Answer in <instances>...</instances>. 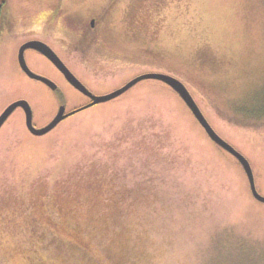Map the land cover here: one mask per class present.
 Listing matches in <instances>:
<instances>
[{
	"label": "rangeland",
	"instance_id": "rangeland-1",
	"mask_svg": "<svg viewBox=\"0 0 264 264\" xmlns=\"http://www.w3.org/2000/svg\"><path fill=\"white\" fill-rule=\"evenodd\" d=\"M52 1L0 0L10 19L0 40V112L24 98L36 126L59 102L67 110L83 103L42 55L24 54L57 94L17 63L18 44L33 28L44 32ZM133 1L145 30L126 50L118 41L100 48L98 60L109 63L90 85L106 93L146 71L179 78L247 158L264 195V0ZM0 264H264V203L237 159L159 79L41 135L18 107L0 128Z\"/></svg>",
	"mask_w": 264,
	"mask_h": 264
},
{
	"label": "flooded vegetation",
	"instance_id": "flooded-vegetation-1",
	"mask_svg": "<svg viewBox=\"0 0 264 264\" xmlns=\"http://www.w3.org/2000/svg\"><path fill=\"white\" fill-rule=\"evenodd\" d=\"M134 9L133 0H53L41 22L44 32L33 28L31 30L32 34L20 42L18 47L26 40H41L45 42L91 92L103 94L97 92L90 85L88 77L92 79L98 73V69L105 68L106 66L104 67V65L109 63L108 58H103L102 61L101 59L98 60L97 56L101 50L100 48L106 47L112 49L115 46L114 43L118 41L120 46L126 50L129 38H131L130 36L133 32L135 30L138 32L142 29L145 30L146 23L144 16L135 17ZM117 15L119 19L115 17ZM9 32L10 19L8 16L1 14L0 7V40L4 34H9ZM26 50H31L42 55L59 72L66 84L83 98V103L78 104L70 110H67L66 104L61 102L57 104V108L60 104H64V112H68L78 109L91 100L87 94L70 84L49 58L34 48H26ZM79 67L87 69L90 73L86 74L87 76L83 74L78 75L73 69ZM52 91L57 94L58 85ZM85 108L79 109L74 113Z\"/></svg>",
	"mask_w": 264,
	"mask_h": 264
},
{
	"label": "water",
	"instance_id": "water-1",
	"mask_svg": "<svg viewBox=\"0 0 264 264\" xmlns=\"http://www.w3.org/2000/svg\"><path fill=\"white\" fill-rule=\"evenodd\" d=\"M26 48H34L41 52L43 55H45L47 58H49L56 67L62 72L64 77L67 79V81L72 84L74 87H76L78 90L82 91L83 93L87 94L91 100L79 107L78 109H74L68 112H64L65 105L60 104L58 108L56 109L55 114L53 117L44 125L42 126H35L33 123V115H32V109L29 104V102L24 98H19L16 100H13L12 102L8 103L0 112V128L5 123V121L9 118V116L13 113V111L20 107L24 112V121L27 129L35 135H41L49 130H51L53 127H55L63 118L66 116L74 113L75 111L94 105L99 102H103L106 100H109L113 97H116L117 95L123 93L128 88L133 86L138 81L145 79V78H155L159 79L163 82H165L167 85H169L184 101L186 106L189 108L195 119L198 121V123L202 126L207 136L218 146L229 152L232 156H234L237 161L242 166V169L244 170V173L247 177L250 192L252 196L264 203V195L260 194L255 186L253 172L250 166L249 161L247 158L238 150L236 149L231 143L226 141L223 137H221L215 129L212 127V125L209 123L203 112L201 111L199 105L195 101L194 97L188 90L185 83L180 80L179 78L163 72L158 71H146L141 72L132 78L128 79L124 84L121 86L115 88L114 90L103 93V94H96L91 92L85 84H83L77 76L59 59V57L54 53V51L43 41L41 40H26L23 43H21L17 49V62L21 70L30 78L39 80L46 84L48 87H50L52 90H55L57 88V83L52 80L51 78L40 74L34 70H32L25 59L24 51Z\"/></svg>",
	"mask_w": 264,
	"mask_h": 264
},
{
	"label": "trees",
	"instance_id": "trees-1",
	"mask_svg": "<svg viewBox=\"0 0 264 264\" xmlns=\"http://www.w3.org/2000/svg\"><path fill=\"white\" fill-rule=\"evenodd\" d=\"M97 180H98V179H93V182H95V181H97ZM107 199H110V200H111L112 198H107Z\"/></svg>",
	"mask_w": 264,
	"mask_h": 264
}]
</instances>
